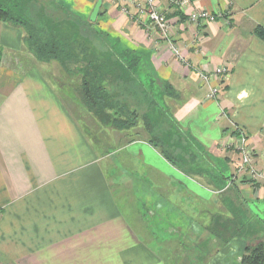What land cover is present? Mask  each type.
Listing matches in <instances>:
<instances>
[{"label":"crops","instance_id":"0c3cea01","mask_svg":"<svg viewBox=\"0 0 264 264\" xmlns=\"http://www.w3.org/2000/svg\"><path fill=\"white\" fill-rule=\"evenodd\" d=\"M54 1L66 13L90 20L119 49L128 50L129 59L137 57L135 72H126L118 58L115 78H133L138 93L159 96L160 109L172 111L177 134L213 153L215 164H228L224 173L231 174L232 162L238 161L232 149L238 135L246 136L255 149L256 166L264 167V40L254 34L257 26L264 28V0H190L183 9L156 0L170 22L166 38L139 11L143 0H100L93 21L98 0ZM200 9L216 15L215 21H190L189 13ZM0 46V264H168L163 248L154 246L159 238L155 233L163 238L174 230L160 226L163 221L157 220L150 201L151 192L167 190V185L145 183L142 199V186L133 183L134 166L122 159L120 169L106 152V142L119 135L92 137L74 117L75 105L86 108L81 90L75 91L81 98L73 104V88L68 92L50 79L57 72L49 70L55 62L49 65L33 56L24 62L18 55L25 48L20 26L0 22ZM220 67L227 71L216 73ZM135 144L128 149L137 158L131 151ZM224 144L230 148H222ZM144 151L150 179L170 177L174 170L153 151ZM180 175L177 191L182 197L189 186L196 205L201 191L216 201L211 193L215 183L207 188L192 181L186 186ZM232 187L243 191L236 202L257 206L254 223L261 229L264 180ZM204 228L208 235L198 245L214 244L204 264H240L243 249L233 246L235 237ZM178 235L183 237L181 231ZM223 238L228 241L221 242ZM229 247V253L220 255Z\"/></svg>","mask_w":264,"mask_h":264},{"label":"rangeland","instance_id":"374dc122","mask_svg":"<svg viewBox=\"0 0 264 264\" xmlns=\"http://www.w3.org/2000/svg\"><path fill=\"white\" fill-rule=\"evenodd\" d=\"M0 1L14 15H20L22 18L31 21L35 27L41 28L45 32H49L48 29L55 28L58 24V27H60L59 33L63 37H65V32H62V29H64L65 23L69 21L68 24H71L72 19H74L78 31L82 33L85 40L83 47L89 56L97 61L91 69L89 68L90 71L102 75L100 74L102 68L104 69L102 62L110 56L104 54L107 51L113 58L116 57L114 54H119L118 58L123 61L122 65L125 70L126 68L134 72L137 70V58L129 59L127 57L130 55L128 50L119 49L110 39L104 37L94 25L89 26L86 24L89 21L87 18L65 13L63 6L56 4L54 0ZM74 22L72 23L73 28ZM94 31L97 34L96 36H94ZM24 34L26 38V33L24 32ZM87 38H90V41ZM86 46H89L91 50ZM18 55L23 56L24 62L29 56L35 58L27 44H25L24 52ZM48 62H51L49 65H52V62L56 64L54 69L49 68L50 71H57L55 72L56 75L50 78L56 86L64 87L68 92L70 91V89H67L68 87L73 88V92L80 89L81 74L76 73V70L84 64L70 65L72 73H66L57 61L51 60L44 63ZM110 65L113 73L119 72L120 64L112 63ZM105 84L107 92L113 97V101L110 102L111 106L96 112L90 108H85L82 104L80 106L75 105L77 109L74 110L73 115L90 130L92 137L101 138L104 133L106 138L109 135L112 138L113 133L119 135V138L115 141L106 142V152L112 154V158L116 160V165L120 169L124 167L125 163L127 166H134L133 183L142 186L140 189L142 199L145 194L143 188L145 183H158L157 186H163V188L165 184L167 185V190L162 189L161 191L151 192L152 198L150 200L153 202V211L158 217L157 220L163 221L159 222L160 226L163 229L168 226L174 230L172 234L163 233V238L160 237L161 233L158 231L155 233L159 238L154 239V246L163 248L164 261L168 264H204L205 259L214 251V247H212L214 244L204 247L206 243L202 242L198 245L205 238L203 236L208 235L204 226L212 228L216 234L222 237L229 234L233 235V238L235 237L232 240L233 246L237 249L242 247L241 249L244 250L246 246L264 245V224L259 225L262 227L259 229L254 223L256 221L254 216L258 215L257 206H245L238 201L237 203V197L243 195V191L235 188L234 190L232 187V183L235 182L238 185L242 183L256 185L258 181L264 180V167L255 164L254 147L247 140L242 141L241 136L238 135V140L233 142L232 146V149L237 151L239 155L238 161L236 163L232 162L231 174L224 173L223 166L227 167L228 164L220 160H218L219 163L215 164L213 153L199 149L196 144L195 146L187 142L183 136L177 134L178 125L172 122V111H162L160 109L159 96L156 98L149 92L147 94L138 93L141 89L136 87L134 79L130 80L128 76L118 80L113 78L111 74H107ZM76 93L73 94V104L81 98V94ZM233 132L238 134L239 129L233 127ZM130 143H136L131 151L139 158H135L130 154L128 149ZM223 147L230 148L225 144ZM146 149L153 151V154L162 163H167L171 167L170 170L173 169L175 172L178 171L182 174L186 186L192 181L199 182L206 187L207 184L212 186L215 183L217 189L211 193L215 195L216 201L213 198L208 199L207 196L210 192L201 191L202 194L197 195L201 197V201L198 198L196 200L197 205L200 206H197L193 202V191L186 190L189 186L185 188L184 197H182V193L179 194V190L177 191V184L180 182L181 175L174 171H170V177L158 175L150 179V176L145 173L146 158L143 154H145L144 150ZM243 152H249L246 155L247 161L243 159ZM153 167L157 168L158 166L155 164ZM139 170L141 174L137 172ZM149 183L147 184L149 185ZM147 193L149 194V190ZM148 194L147 197H150L151 195ZM161 194H165L164 199ZM144 205L146 204L143 203ZM148 208H151V206L144 207V211L146 212ZM230 219L234 221L232 224L226 222ZM252 219L254 221L249 224ZM153 224L155 231V229L157 230V224ZM180 231L183 237L178 235ZM253 236L257 238H251ZM227 239L223 238L220 241L225 243L228 241ZM217 241L219 242V239ZM217 246L219 248V245ZM229 250L230 247L223 250L220 255L229 253Z\"/></svg>","mask_w":264,"mask_h":264},{"label":"trees","instance_id":"16d2710c","mask_svg":"<svg viewBox=\"0 0 264 264\" xmlns=\"http://www.w3.org/2000/svg\"><path fill=\"white\" fill-rule=\"evenodd\" d=\"M72 20L73 23L74 19ZM0 22L17 24L24 30L26 33L25 44L28 45L37 60L42 62L55 60L60 64L66 73H72L70 65L84 64V66L80 65V67L77 68L76 73H79V75L81 74L80 90L84 104L87 108H90L92 111L99 112L100 110H104L112 105L110 102L113 101V97L107 92L105 88V81L107 74H111L113 78H115V76H119L118 74H115V72L113 73V69H111L110 65L112 63L116 64L119 62V54H114V56H116L114 59L111 57L110 53H107L108 51L104 52L105 55L110 56L106 57V59L102 62L104 69L102 68L101 70V76L99 73L97 74L94 71H90L89 68L91 69L97 61L92 59L83 47V45H85V40L82 37V33L78 31L75 25L76 22H74V28L72 23L68 24L69 21L65 23L64 29H62V32H65V37L59 33L60 27H58V24L55 28L48 29L49 32H45V30L35 27L31 21L22 18L20 15H14L10 10L4 7V4L1 1ZM86 24L89 26L93 25L90 20L86 22ZM94 34V36L97 35L95 31ZM254 34L264 40V28L257 26L254 29ZM87 40L90 41V38H87ZM86 47L89 48V46ZM2 55L3 49L0 46V63L2 61ZM134 58L136 59L137 57ZM126 72H129L127 68ZM239 263L264 264V245L259 244L254 247L246 246L240 256Z\"/></svg>","mask_w":264,"mask_h":264},{"label":"built area","instance_id":"2783aa9c","mask_svg":"<svg viewBox=\"0 0 264 264\" xmlns=\"http://www.w3.org/2000/svg\"><path fill=\"white\" fill-rule=\"evenodd\" d=\"M167 1L171 5L180 9H183L190 3V0H167ZM138 8L140 12H143L146 15L149 26L152 29H154L160 35V37L166 38L168 35L170 22L167 19L166 15L158 10L156 0H143V3L138 5ZM188 18L190 21L196 23L198 22L209 23L215 21L216 15L206 10L200 9L189 13ZM170 47L176 54L178 53L177 48L173 44H170ZM215 71L216 73L224 74L227 70L225 67H220L217 68ZM240 139L242 141H245L246 136L241 135ZM247 154H249V152H243L244 161H247L246 158Z\"/></svg>","mask_w":264,"mask_h":264},{"label":"water","instance_id":"95a60500","mask_svg":"<svg viewBox=\"0 0 264 264\" xmlns=\"http://www.w3.org/2000/svg\"><path fill=\"white\" fill-rule=\"evenodd\" d=\"M99 5H100V0L97 1L96 5H95V7H94V9H93V11H92V14H91V16H90V19H91L92 21H93V20L95 19V17H96V13H97V11H98Z\"/></svg>","mask_w":264,"mask_h":264}]
</instances>
